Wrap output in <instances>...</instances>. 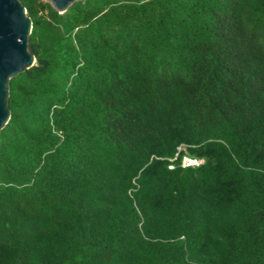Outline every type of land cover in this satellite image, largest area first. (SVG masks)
I'll return each mask as SVG.
<instances>
[{
	"label": "trees",
	"instance_id": "obj_1",
	"mask_svg": "<svg viewBox=\"0 0 264 264\" xmlns=\"http://www.w3.org/2000/svg\"><path fill=\"white\" fill-rule=\"evenodd\" d=\"M19 1L0 264H264V0Z\"/></svg>",
	"mask_w": 264,
	"mask_h": 264
},
{
	"label": "water",
	"instance_id": "obj_2",
	"mask_svg": "<svg viewBox=\"0 0 264 264\" xmlns=\"http://www.w3.org/2000/svg\"><path fill=\"white\" fill-rule=\"evenodd\" d=\"M59 14L79 0H46ZM32 23L19 0H0V132L10 119L9 82L35 64L28 49Z\"/></svg>",
	"mask_w": 264,
	"mask_h": 264
},
{
	"label": "built area",
	"instance_id": "obj_3",
	"mask_svg": "<svg viewBox=\"0 0 264 264\" xmlns=\"http://www.w3.org/2000/svg\"><path fill=\"white\" fill-rule=\"evenodd\" d=\"M168 161V170H173L176 166L175 163L178 162L180 168L182 169H193L198 168L203 164V160L193 157L188 154L184 146L177 148V151L173 158L167 159Z\"/></svg>",
	"mask_w": 264,
	"mask_h": 264
},
{
	"label": "rangeland",
	"instance_id": "obj_4",
	"mask_svg": "<svg viewBox=\"0 0 264 264\" xmlns=\"http://www.w3.org/2000/svg\"><path fill=\"white\" fill-rule=\"evenodd\" d=\"M44 1H46V0H44ZM181 146H184V145H181ZM180 147V146H179ZM185 148H186V146H184ZM187 150V149H186Z\"/></svg>",
	"mask_w": 264,
	"mask_h": 264
}]
</instances>
